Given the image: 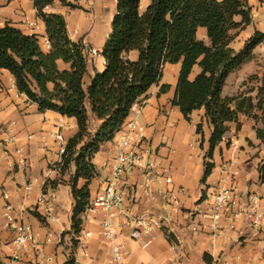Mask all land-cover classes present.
<instances>
[{"label":"crops","instance_id":"0c3cea01","mask_svg":"<svg viewBox=\"0 0 264 264\" xmlns=\"http://www.w3.org/2000/svg\"><path fill=\"white\" fill-rule=\"evenodd\" d=\"M96 2L111 13V23L116 0ZM247 3L251 8L250 24L243 30L230 32L233 39L229 46L235 52L242 50L255 31L264 33V0H247ZM149 4L150 0H140L139 13L142 14ZM65 9L56 4L46 12L63 15ZM234 21L240 22V17H235ZM5 24L26 35L38 36L41 49L48 51L44 24L36 17L32 0H0V26ZM196 38L208 44L204 28L197 29ZM128 57L135 60L137 53L130 52ZM59 65L67 67L60 62ZM103 68L101 55L97 62L89 61V75L85 81H89L94 70L102 71ZM179 71V64L164 66L160 82L149 89L142 103L132 107L113 140L103 144L92 157L96 176L88 185L90 201L104 187L110 175L113 143L121 138L129 122L137 120L145 127L150 155L157 167L170 170L172 183L166 186L161 181L152 185L149 191L153 198L150 199L143 196V179L137 173L127 174L123 177L127 180L124 193L127 197L130 187L134 189L136 201H128L126 206L133 216L143 213L166 214L170 209L161 193L181 190L176 195L179 210L171 214L170 226L178 240L158 230L132 239L131 231L123 227V218L116 216L112 223L115 239L111 242L101 234V215L85 221L81 213L78 217L79 234L74 236L71 231L74 207L71 180L75 166L72 164L68 170L61 172L59 145L50 135L60 133L67 143L77 132L76 121L51 111L38 112L36 105L18 93L13 77L7 71L0 70V264H17L10 262L13 234L1 216L6 205L2 192L9 196L14 219L29 224L39 243V248L27 254L20 264H172L174 261L181 264H264V184L259 181L258 174V166L264 162V145L256 138L255 132L259 124L243 115H239L237 123L227 124L228 131L212 155L211 174L202 183L211 128L204 118L203 110L194 111L189 116L190 120L185 121L179 109L171 104ZM198 72L199 69L194 67L190 78ZM162 85H169V90L159 94ZM261 86L264 87V43L253 50L250 61L228 76L222 96L255 99L257 89ZM90 124L92 127L97 125L92 116ZM198 124H202L204 135L202 147L200 136L196 133ZM3 129L11 131L15 143L4 144ZM17 148L21 149L27 161V170L18 164L19 157L15 154ZM230 162L240 172L239 191L255 194L259 198V211L263 217L261 227L252 230L245 219H240L233 230H227L217 238L205 233H191L187 227L190 215L206 207L205 199L219 182L221 167ZM27 184L30 185L29 191H25ZM84 184L85 181L79 179L77 187ZM41 193H45L53 202L50 214L44 213L37 205ZM203 193L205 198L199 202ZM168 227L164 226L166 229ZM49 236H52V241L46 243ZM73 240L76 242L73 243ZM114 245L122 248L119 263L113 261ZM205 255L209 263L204 261ZM46 257L52 259L45 261Z\"/></svg>","mask_w":264,"mask_h":264},{"label":"trees","instance_id":"16d2710c","mask_svg":"<svg viewBox=\"0 0 264 264\" xmlns=\"http://www.w3.org/2000/svg\"><path fill=\"white\" fill-rule=\"evenodd\" d=\"M56 4L77 8L68 0H32L36 17L44 24L47 52L41 49L38 36L26 35L9 24L0 26V70L13 77L18 93L36 105L38 112L51 111L76 121L77 132L61 156L62 173L75 166L71 180L74 236L80 232L78 217L89 202L88 185L96 176L92 157L113 140L132 107L142 103L149 89L160 82L166 64L180 65L171 104L185 121L194 111L203 110L211 128L202 183L211 174L212 155L228 131L227 124L237 123L239 115L259 124L256 138L264 145V87L257 89L255 99L222 96L228 76L250 61L253 50L264 43V33L255 31L239 52L229 46L230 32L243 30L251 22L247 0H150L142 14L140 0H116L101 52L104 68L94 70L88 82L89 61L81 40L70 37L63 15L46 12ZM198 28L206 30L208 44L196 38ZM130 52L137 53L135 60L128 57ZM194 67L199 72L190 78ZM168 90L169 85H162L159 94ZM196 133L202 147V124L196 126ZM258 174L264 184V162L258 166ZM79 179L85 181L80 188ZM204 198L203 193L199 202ZM204 261L209 263L208 256Z\"/></svg>","mask_w":264,"mask_h":264},{"label":"built area","instance_id":"2783aa9c","mask_svg":"<svg viewBox=\"0 0 264 264\" xmlns=\"http://www.w3.org/2000/svg\"><path fill=\"white\" fill-rule=\"evenodd\" d=\"M49 8H46V10ZM5 136L4 144L15 143V138L8 129L2 130ZM59 145L60 157L64 154L66 143L60 133L50 135ZM15 154L19 157L18 164L27 170L28 164L23 157L21 149L17 148ZM111 172L105 185L98 190L91 199L85 210L82 212V219L88 221L96 215L102 216L101 234L109 241H114L115 233L113 220L116 216L123 218V227L128 228L132 239H137L142 235H149L152 231H163L167 237L174 236L172 224V213H177L179 203L177 196L182 191L161 193L169 212L166 214L143 213L138 216L130 215L126 203L135 202V190L130 187L126 197L124 189L127 180L123 177L127 174L137 173L143 183V196L153 198L149 188L161 181L166 186H170L172 181L169 169H160L155 160L150 155V146L145 135V127L137 120L129 122L118 141L113 143V159L110 168ZM240 172L234 167L233 163H226L221 167L220 180L214 186L213 191L205 199L206 207L197 210L189 217L188 230L191 233H205L206 235L217 238L227 230H233L240 219H245L252 230H258L262 224V214L259 211V198L255 194L242 193L238 189ZM30 190L27 184L25 191ZM6 201L4 211L1 216L6 221L7 228L12 232V253L11 263L20 264L23 258L39 248L36 236L29 224L19 222L13 217L14 209L9 204V196L2 192ZM37 205L50 214L53 202L45 193H41L37 199ZM169 226L168 229L164 226ZM89 236L88 233L85 234ZM52 241L49 236L46 243ZM148 244V243H147ZM146 244V245H147ZM121 246L114 245L112 248L113 261L119 263L122 259ZM51 257H46L45 261H50ZM172 264H181L175 261Z\"/></svg>","mask_w":264,"mask_h":264},{"label":"rangeland","instance_id":"374dc122","mask_svg":"<svg viewBox=\"0 0 264 264\" xmlns=\"http://www.w3.org/2000/svg\"><path fill=\"white\" fill-rule=\"evenodd\" d=\"M70 3L77 8H66L63 13L69 35L76 41L81 40L86 57L95 63L100 59L103 45L108 38L111 13L96 0H77ZM204 40L207 42L206 38Z\"/></svg>","mask_w":264,"mask_h":264}]
</instances>
